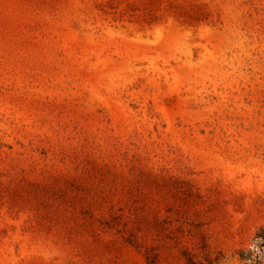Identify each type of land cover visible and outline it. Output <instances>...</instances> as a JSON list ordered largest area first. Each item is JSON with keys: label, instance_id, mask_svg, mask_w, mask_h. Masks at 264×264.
Listing matches in <instances>:
<instances>
[{"label": "rangeland", "instance_id": "1", "mask_svg": "<svg viewBox=\"0 0 264 264\" xmlns=\"http://www.w3.org/2000/svg\"><path fill=\"white\" fill-rule=\"evenodd\" d=\"M0 264H264V0H0Z\"/></svg>", "mask_w": 264, "mask_h": 264}]
</instances>
